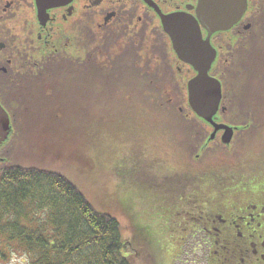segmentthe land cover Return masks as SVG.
Listing matches in <instances>:
<instances>
[{"label":"rangeland","instance_id":"1","mask_svg":"<svg viewBox=\"0 0 264 264\" xmlns=\"http://www.w3.org/2000/svg\"><path fill=\"white\" fill-rule=\"evenodd\" d=\"M249 49L251 58L255 54V60L264 64L261 34L253 38ZM254 65L247 67L242 82L253 94L237 83L240 74L235 65L230 73L231 88L227 86L230 92L236 88L233 97L237 102L230 99L234 104L227 103L231 110L225 117L244 124L250 120L249 130L238 133L231 147L212 144L200 161L191 156L205 132H200L201 127L192 118L178 81L179 96L155 94L160 85L150 73V65L139 68L140 73L149 72L150 76H140L137 81L126 78L128 75H113L105 71L109 66L102 65L108 78L96 72H71V80L55 79L45 88L34 82L11 96L12 101L1 97L10 104L15 133L0 151V165L18 163L55 169L75 180L97 207L109 204L115 208L122 203L129 207L136 222L155 230L148 242L135 241L137 260L195 264L198 253L191 252L192 245L183 256L187 262L181 258L176 261L183 246L177 240L180 230L193 221V193L214 189L221 180L243 174L234 167L240 163L249 178L264 172V114L259 113V119L248 115L253 112L250 104H262L255 92L260 88L261 70L258 63ZM121 69L124 71L125 66ZM239 87L245 92L242 100ZM205 177L212 185L208 189L205 181H200ZM184 205L189 208H182ZM159 212L166 220L158 216ZM129 222L133 224L131 219ZM167 244L169 250L157 248ZM0 264H24V258L13 256L8 262L0 260Z\"/></svg>","mask_w":264,"mask_h":264},{"label":"flooded vegetation","instance_id":"2","mask_svg":"<svg viewBox=\"0 0 264 264\" xmlns=\"http://www.w3.org/2000/svg\"><path fill=\"white\" fill-rule=\"evenodd\" d=\"M44 1L0 0V96H14L34 82L45 88L55 79L71 80V65H84L85 73L108 78L101 70L106 65L105 71L136 81L150 76L139 69L150 65L160 85L155 94L180 95L177 83L182 87L180 80H187L193 70L178 60L161 19L172 12L195 14L199 0H73L52 7ZM246 1V12L211 37L218 49L211 74L221 80L229 77L233 65L246 62L257 34L264 38V0ZM201 29L205 38L207 32ZM181 92H186L184 87ZM222 108L224 121L235 124L225 117L228 107ZM194 120L204 134L207 128ZM240 165L234 167L243 174L193 193V221L185 223L180 235L182 258L193 240L195 264H264V172L249 178ZM208 180H200L206 188Z\"/></svg>","mask_w":264,"mask_h":264},{"label":"trees","instance_id":"3","mask_svg":"<svg viewBox=\"0 0 264 264\" xmlns=\"http://www.w3.org/2000/svg\"><path fill=\"white\" fill-rule=\"evenodd\" d=\"M250 54L246 62L235 64L240 74L236 82L253 94L242 83L243 75L247 67L258 63L260 88L255 92L262 104H250L253 112H248L250 117L249 113L258 117L264 114V64ZM71 72L85 73L84 65H71ZM225 79L230 86V75ZM244 93L240 91L241 100ZM130 210L123 203L115 208L109 204L97 207L75 180L58 170L18 163L0 165V260L22 256L24 264H148L134 256V244L141 239L148 242L155 230L136 222ZM158 216L166 219L162 212Z\"/></svg>","mask_w":264,"mask_h":264},{"label":"water","instance_id":"4","mask_svg":"<svg viewBox=\"0 0 264 264\" xmlns=\"http://www.w3.org/2000/svg\"><path fill=\"white\" fill-rule=\"evenodd\" d=\"M70 1L73 0H45L44 5L62 6ZM246 10V0H199L195 14L172 12L162 15L161 24L171 39L175 55L193 70L184 82L191 114L207 128L203 143L193 156L194 160L202 159L213 143L222 142L231 147L234 136L251 126L250 123L230 124L224 121L220 113L223 82L211 74L218 59V49L211 43L213 33L217 29L228 30ZM201 26L207 32L205 38ZM222 110L225 111L226 107ZM12 133L10 115L0 103V148Z\"/></svg>","mask_w":264,"mask_h":264}]
</instances>
